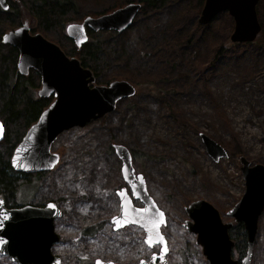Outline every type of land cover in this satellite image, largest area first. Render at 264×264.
I'll use <instances>...</instances> for the list:
<instances>
[{
  "label": "rangeland",
  "instance_id": "obj_1",
  "mask_svg": "<svg viewBox=\"0 0 264 264\" xmlns=\"http://www.w3.org/2000/svg\"><path fill=\"white\" fill-rule=\"evenodd\" d=\"M256 7L264 26V0ZM198 15L192 3L181 0L149 16L139 14L120 34L98 35L101 81H127L136 94L103 118L62 133L51 147L58 164L16 195L20 206L53 202L60 210L54 221L59 240L51 253L61 264L95 259L135 264L159 250L145 247L138 227L112 230L119 204L115 192L125 187L130 194L112 145L137 153L131 154L134 175L143 177L146 192L165 215L167 264H208L195 236L183 227L184 208L204 200L223 223L233 222L226 213L244 191L239 159L264 167V43H231L233 21L227 13L203 27ZM124 72L137 73L136 82L124 79ZM200 134L219 144L226 158L213 162ZM134 205L141 207L138 201ZM85 228L98 232L85 235ZM232 257L243 256L234 248ZM0 264L15 263L0 256ZM250 264H264V209Z\"/></svg>",
  "mask_w": 264,
  "mask_h": 264
},
{
  "label": "water",
  "instance_id": "obj_2",
  "mask_svg": "<svg viewBox=\"0 0 264 264\" xmlns=\"http://www.w3.org/2000/svg\"><path fill=\"white\" fill-rule=\"evenodd\" d=\"M3 2L4 0H0V5L6 9ZM258 2L259 0H204L197 23L203 27L210 24L219 14L227 13L233 21L229 41L252 43L261 31L256 14ZM139 8L137 4H129L101 17H87L79 24L67 25L65 33L74 45L80 48L87 41V30L92 33L114 31L117 34L127 30L137 16ZM3 42L18 50L17 70L20 75L26 76L29 69L39 74L38 97H53V101L27 129L13 151L10 166L15 173L29 175L51 171L59 161L58 155L51 152V146L60 134L73 128H84L90 122L113 112L119 101L135 95V88L122 80L112 81L105 86L94 85L95 78L89 69L81 67L78 60L67 57L58 46L41 35L30 36L25 27L6 34ZM3 133L4 127L0 122V141L3 139ZM200 139L213 162L227 156L226 151L212 139L203 134H200ZM112 148L121 163L122 181L131 193L129 195L124 187L116 191L119 205L118 213L113 217H123L122 200L133 212L138 208H149V213H134L129 219L152 215L159 221L161 217L158 213H162L163 223L159 224L158 232L163 242L154 235L156 242L151 247L144 244L148 249L160 247L158 253H155V260L151 254L147 260H140L136 264H141V261L146 264H167L168 248L160 232L161 227L165 225V215L146 192L144 179L143 184H140L142 176L134 175L129 150L121 145H113ZM17 149L20 150L19 153ZM13 156H19L18 162L24 167L13 166ZM239 163L244 192L226 213L233 222L223 223L217 210L204 200L193 201L184 208L188 219L183 227L187 233L195 236V245L201 248L202 256L208 264L251 263L257 222L264 209V167L259 164L251 165L243 157L239 159ZM121 191L125 193L124 197L119 195ZM134 201H138L141 207H136ZM49 204L55 207L49 208ZM0 213L7 216V219H4V215H0V256L8 257L15 264H61V260L51 253L52 246L59 240L54 230V221L61 216L60 210L53 202H48L43 207L24 205L7 209L0 200ZM112 218L110 223L113 231L135 226L142 229L145 239L147 233L140 224L127 223L116 227ZM233 223H241L245 233V253L239 261L232 258L234 243L228 234ZM98 260L95 259L93 264H97ZM99 261L100 264L109 262Z\"/></svg>",
  "mask_w": 264,
  "mask_h": 264
},
{
  "label": "trees",
  "instance_id": "obj_3",
  "mask_svg": "<svg viewBox=\"0 0 264 264\" xmlns=\"http://www.w3.org/2000/svg\"><path fill=\"white\" fill-rule=\"evenodd\" d=\"M178 1L181 0H21V6L30 11L36 19L35 32L57 45L67 57L78 60L81 67L89 69L93 73L95 83L108 84L110 80L101 81L95 60L99 51L95 41L100 33L87 31V42L77 48L65 36L64 26L68 23H80L87 17L96 18L108 14L127 4L139 3L140 12L147 16ZM188 1L193 5L195 15H198L204 0ZM254 42L264 43L262 24L260 34ZM119 52L124 62H129L130 55L122 47L119 48ZM16 58L13 49L0 48V122L4 127L3 139L0 141V200L7 209L20 207L16 203L17 193L33 188L36 185L35 180L40 177V174L15 173L10 166V158L27 129L53 100L52 97L36 96L35 91L40 86L39 76L34 71H30L27 77L19 76L15 69ZM136 75L137 73L124 72L123 78L136 82ZM131 154L137 155L132 152ZM33 206L43 205L39 203ZM97 232V228H85L82 233L93 236ZM228 234L234 241L236 255L243 256L245 233L242 224H235Z\"/></svg>",
  "mask_w": 264,
  "mask_h": 264
},
{
  "label": "flooded vegetation",
  "instance_id": "obj_4",
  "mask_svg": "<svg viewBox=\"0 0 264 264\" xmlns=\"http://www.w3.org/2000/svg\"><path fill=\"white\" fill-rule=\"evenodd\" d=\"M4 5L6 6V9H4L1 5H0V48H6V47H9V48H11V49H13L15 52H16V64H15V69H16V73L19 75V76H21V77H27L28 76V74H29V72L30 71H34V70H32V69H29V71H28V74L26 75V76H22V75H20L19 73H18V70H17V60H18V50L16 49V47H14V46H12V45H10V44H7V43H4L3 42V37L6 35V34H8V33H10V32H14L15 30H17V29H20V28H22V27H25V28H27V30H28V34L30 35V36H33V35H36V34H39V35H41L40 33H38V32H35V30H36V19L31 15V12L30 11H27L25 8H23L22 6H21V0H4ZM127 5H129V4H127ZM137 5H139L140 7H141V5L139 4V3H137ZM126 6V5H125ZM124 6V7H125ZM123 8V7H122ZM118 9H120V8H118ZM16 10H18L17 11V13H16ZM117 10V9H116ZM115 11V10H114ZM114 11H112V12H114ZM141 10H140V8H139V11H138V14H137V16L139 15V14H142L141 12H140ZM112 12H110V13H112ZM110 13H108V14H110ZM104 15H107V14H104ZM104 15H102V16H104ZM143 15V14H142ZM150 14H148L147 16H149ZM137 16L135 17V19L137 18ZM144 17H145V15H143ZM3 17V18H2ZM99 17H101V16H99ZM97 18V17H96ZM23 19H25V21H23ZM32 20L33 22H34V26L33 27H31V28H29V26L27 25V22H26V20ZM134 19V20H135ZM16 20V21H15ZM134 22V21H133ZM133 22H132V24H133ZM81 23V22H80ZM69 24H71V23H68V24H66L65 26H64V33H65V28H66V26L67 25H69ZM75 24H79V23H75ZM131 24V25H132ZM130 25V26H131ZM87 31H89V30H87ZM102 32H108V31H102ZM100 33V32H99ZM115 33V32H114ZM42 36V35H41ZM65 36L67 37V35H66V33H65ZM44 39H46L44 36H42ZM67 39L68 40H70L68 37H67ZM47 40V39H46ZM47 41H49V40H47ZM72 43H73V41L72 40H70ZM50 42V41H49ZM52 43V42H51ZM54 44V43H53ZM74 44V43H73ZM75 46V45H74ZM38 76H39V74L36 72V71H34ZM39 85H40V77H39ZM39 88H40V86H39ZM38 88V89H39ZM38 89H37V91H38ZM37 91H36V96L38 97V95H37ZM53 98V97H52ZM53 101V100H52ZM121 188H123V187H121ZM121 188H119V190L121 189ZM125 188V187H124ZM126 189V188H125ZM118 191V190H117ZM116 193V192H115ZM128 193V192H127ZM129 194V193H128ZM131 194V193H130ZM129 194V195H130ZM117 197V196H116ZM118 199V198H117ZM119 203V202H118ZM134 203V202H133ZM119 205V204H118Z\"/></svg>",
  "mask_w": 264,
  "mask_h": 264
},
{
  "label": "snow or ice",
  "instance_id": "obj_5",
  "mask_svg": "<svg viewBox=\"0 0 264 264\" xmlns=\"http://www.w3.org/2000/svg\"><path fill=\"white\" fill-rule=\"evenodd\" d=\"M71 27V26H70ZM19 149H17V152L19 153ZM20 157L19 156H13L12 158V163L13 166L16 167H24L23 164L19 163ZM140 184H143V178H140ZM132 187L135 189V184L132 185ZM136 194V191L133 192V195ZM119 195L121 197L125 196V193L123 191H121L119 193ZM49 208H54L55 206L52 204L48 205ZM121 210L123 211L124 215L122 218H118V217H113V222L115 224L116 227H121L122 224H127V223H138L141 225V227L144 228L145 232L147 233L143 243L147 244L149 247H151L153 245V243L156 242V240H154L153 236L155 235L159 241L162 243L163 242V238L159 236V232H158V227L160 223H163L162 220V213H158L161 217V219L159 221L155 220L154 217L152 215H141L139 217V219H129V216L134 215V213H149V208H138L135 209L134 212L133 210H131L126 204L125 202L122 200L121 201ZM0 215H4L3 213H0ZM4 219H7V216L4 215ZM2 242V241H0ZM155 253H153V260H155ZM57 264H59V262H57ZM97 264H100V261H97ZM108 264H111V261L108 262ZM141 264H146L145 261H141Z\"/></svg>",
  "mask_w": 264,
  "mask_h": 264
},
{
  "label": "bare ground",
  "instance_id": "obj_6",
  "mask_svg": "<svg viewBox=\"0 0 264 264\" xmlns=\"http://www.w3.org/2000/svg\"><path fill=\"white\" fill-rule=\"evenodd\" d=\"M25 5V4H24ZM26 9V8H25ZM3 18V17H2ZM16 21V20H15Z\"/></svg>",
  "mask_w": 264,
  "mask_h": 264
}]
</instances>
